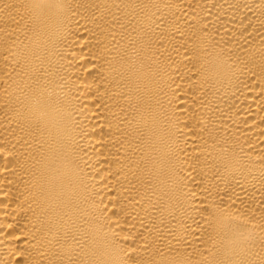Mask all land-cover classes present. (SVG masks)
<instances>
[{"label":"bare ground","instance_id":"1","mask_svg":"<svg viewBox=\"0 0 264 264\" xmlns=\"http://www.w3.org/2000/svg\"><path fill=\"white\" fill-rule=\"evenodd\" d=\"M0 264H264V0H0Z\"/></svg>","mask_w":264,"mask_h":264}]
</instances>
